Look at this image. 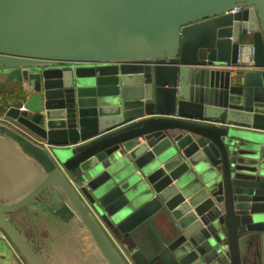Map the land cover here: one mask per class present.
Here are the masks:
<instances>
[{"label":"water","instance_id":"95a60500","mask_svg":"<svg viewBox=\"0 0 264 264\" xmlns=\"http://www.w3.org/2000/svg\"><path fill=\"white\" fill-rule=\"evenodd\" d=\"M0 78V135L42 168L0 200L25 264L32 204L105 264L264 263V0H0Z\"/></svg>","mask_w":264,"mask_h":264},{"label":"crops","instance_id":"0c3cea01","mask_svg":"<svg viewBox=\"0 0 264 264\" xmlns=\"http://www.w3.org/2000/svg\"><path fill=\"white\" fill-rule=\"evenodd\" d=\"M20 89L16 82L0 78V118H7L5 116L7 108L21 102ZM41 175L42 168L37 162L27 156L11 139L0 135L1 201L10 203L20 199L38 183ZM11 219L28 237L30 244L38 254L40 253L39 256L45 264L53 263L51 252L57 250L63 242L68 246H77L78 252L82 254L80 256L89 264H105L102 257L93 251L92 240L85 229L61 222L48 208L32 204L28 208L11 213ZM115 243L122 249L116 239ZM256 249L246 262L264 264L260 241ZM0 264H25L11 242L3 238H0Z\"/></svg>","mask_w":264,"mask_h":264},{"label":"rangeland","instance_id":"374dc122","mask_svg":"<svg viewBox=\"0 0 264 264\" xmlns=\"http://www.w3.org/2000/svg\"><path fill=\"white\" fill-rule=\"evenodd\" d=\"M92 248L95 254L99 256L93 243ZM78 251L79 250L77 246H68L65 242H63L57 250L51 252L52 259L54 260L52 264H89L80 256L82 254H80ZM38 255H40V253Z\"/></svg>","mask_w":264,"mask_h":264},{"label":"built area","instance_id":"2783aa9c","mask_svg":"<svg viewBox=\"0 0 264 264\" xmlns=\"http://www.w3.org/2000/svg\"><path fill=\"white\" fill-rule=\"evenodd\" d=\"M237 10H239V8H235L232 12L237 11ZM0 121H1V122H5V123H7V124L12 125L13 127L18 128L14 123L11 124V122H10L7 118H5V117H1V118H0ZM31 138H32V140H34L35 142H37V143H39V144H44V145L48 148V146H47L42 140H40V139H38V138H36V137H34V136H32ZM48 149H49V148H48ZM0 238H3V239L8 240L7 236L5 235V233H4L1 229H0Z\"/></svg>","mask_w":264,"mask_h":264},{"label":"flooded vegetation","instance_id":"af4514ba","mask_svg":"<svg viewBox=\"0 0 264 264\" xmlns=\"http://www.w3.org/2000/svg\"><path fill=\"white\" fill-rule=\"evenodd\" d=\"M58 65H62V63H59Z\"/></svg>","mask_w":264,"mask_h":264}]
</instances>
